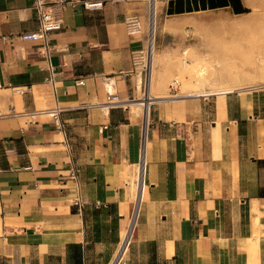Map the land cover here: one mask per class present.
<instances>
[{
	"label": "crops",
	"instance_id": "1",
	"mask_svg": "<svg viewBox=\"0 0 264 264\" xmlns=\"http://www.w3.org/2000/svg\"><path fill=\"white\" fill-rule=\"evenodd\" d=\"M33 1L0 0V264H264V89L223 94L213 142L218 96L136 101L149 0H65L49 57ZM55 106L64 132L23 115Z\"/></svg>",
	"mask_w": 264,
	"mask_h": 264
},
{
	"label": "rangeland",
	"instance_id": "2",
	"mask_svg": "<svg viewBox=\"0 0 264 264\" xmlns=\"http://www.w3.org/2000/svg\"><path fill=\"white\" fill-rule=\"evenodd\" d=\"M240 1L241 12L231 4L227 9L174 15H166L164 7L161 10L156 3L152 50L149 48L147 59L144 57V92L140 90L136 101L154 99L147 105L149 112L158 105L155 98L212 93L218 96V124L212 130L213 142H218L225 109L223 94L264 89V0ZM144 21L146 39L147 17ZM136 107L130 105L132 114L143 120L142 110L136 111ZM134 170L132 180L139 167ZM134 188L132 183L133 192Z\"/></svg>",
	"mask_w": 264,
	"mask_h": 264
},
{
	"label": "built area",
	"instance_id": "3",
	"mask_svg": "<svg viewBox=\"0 0 264 264\" xmlns=\"http://www.w3.org/2000/svg\"><path fill=\"white\" fill-rule=\"evenodd\" d=\"M149 1H150V4L148 8V13H147V26H148L147 33L148 34H149V27L152 22V5H153L154 0H149ZM65 2H66L65 0H57L53 3H47L45 0H34L33 7L36 10L38 27L35 31L22 32L18 35V37L23 40L40 41L41 53L45 55L46 57H49L50 52L53 49V45L51 44L50 39H49V34L53 31H57L62 28L63 17L61 15V7L63 6V4H65ZM72 4L75 6L76 2H72ZM80 5L85 9H100L103 5V0H82L80 2ZM125 26L129 34L141 33L144 30L145 22H143L142 19L138 15H130L125 19ZM148 34L145 39V42H146L145 47L139 52L140 53L138 56L139 59L144 60V57L147 59ZM0 38L2 39L3 37H0ZM144 53H145V56H144ZM46 79L49 82L53 81V72L51 70H50V74L48 75ZM78 83H82V81L79 80ZM107 92H108L107 93L108 104L115 105V104H119L123 102L121 99H119V96L115 92L111 91V89H108ZM61 111L62 109L59 106H55L52 108H43V109H37L34 111L23 112V115L30 117V120H29L30 123H34V118L38 115H48L52 119L53 125L55 126V128L64 132L66 125L60 118ZM72 175H75V170L72 171ZM74 204L77 205L78 207L80 206V203L78 200H75ZM128 244H129V241H128ZM120 251H121V248H120ZM119 254L121 253L119 252ZM118 261H119V258H116L113 264H118Z\"/></svg>",
	"mask_w": 264,
	"mask_h": 264
},
{
	"label": "water",
	"instance_id": "4",
	"mask_svg": "<svg viewBox=\"0 0 264 264\" xmlns=\"http://www.w3.org/2000/svg\"><path fill=\"white\" fill-rule=\"evenodd\" d=\"M234 5L235 11L241 12L243 7L240 0H168L166 14H180L198 10Z\"/></svg>",
	"mask_w": 264,
	"mask_h": 264
},
{
	"label": "bare ground",
	"instance_id": "5",
	"mask_svg": "<svg viewBox=\"0 0 264 264\" xmlns=\"http://www.w3.org/2000/svg\"><path fill=\"white\" fill-rule=\"evenodd\" d=\"M154 26H155V2H153V5H152V22L150 24V27H149V34H148V50L150 48V51L152 50V44H150V37L151 35H153V38H154ZM150 44V46H149ZM149 54V53H148ZM148 57V55H147ZM151 60V59H150ZM182 65L183 66H186V62L185 60L182 61ZM143 109V108H142ZM219 140V139H218ZM140 170V169H139ZM125 245H126V242H125ZM124 246V245H123ZM124 248V247H123Z\"/></svg>",
	"mask_w": 264,
	"mask_h": 264
}]
</instances>
